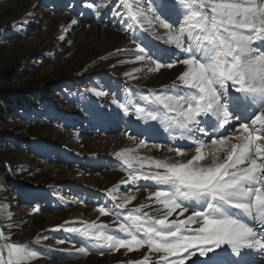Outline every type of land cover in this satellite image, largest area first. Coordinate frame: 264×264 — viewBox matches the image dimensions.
<instances>
[{"label": "rangeland", "instance_id": "rangeland-1", "mask_svg": "<svg viewBox=\"0 0 264 264\" xmlns=\"http://www.w3.org/2000/svg\"><path fill=\"white\" fill-rule=\"evenodd\" d=\"M122 2L125 7L121 6ZM138 2L0 0V72L11 70L8 80H0V88H7V93H12L9 95L12 100L22 101L18 105L8 104L7 117L0 119V134L4 136L0 140V168L3 172L0 175V231L8 235L10 241L30 243L43 253L30 264H78L104 257L117 259L107 264H123L138 251L125 254V249L104 250V255L89 251L83 257L78 254L69 256L57 249H72L74 252L76 247L82 246L85 238L63 229L53 230L65 221L71 222L66 227L80 229L85 223L95 222L109 225V234L115 232L123 236L119 233L117 218L112 214L101 216L98 208L107 206L127 215L139 206H135L133 201L127 203L124 209L115 206L129 195L149 196L150 192L157 190L156 182L139 179L135 185L121 184L114 193L116 200L108 195L109 189L127 180L129 173L163 169L149 168L147 163L143 169H128L116 156L120 150L115 144L124 139L135 147L143 140L146 146L132 152V155L141 158L140 153L148 147L156 155L165 151L168 156L176 155L175 151H168L169 148L179 147L173 142L168 145V139L163 136L169 135V132L159 121L137 119L132 106H129V114L125 115L123 109L112 103L114 97L118 98V102L129 97L135 103L139 97L150 93L173 94L165 93L164 89L171 88L174 82L179 83L177 76L169 84L147 85L152 75L171 73L183 66L180 64L158 72L149 71L148 62H141L143 68L140 72L129 69L140 63L132 54L136 51L132 41L137 37V43L168 48L171 53L184 58L175 45L170 46L156 39V35H164L165 29L154 25L145 32L143 29L149 27L146 23L142 28L128 18L126 7L135 8ZM148 3L149 0H143L145 8ZM115 12L120 15H114ZM73 19L78 21L76 25H71ZM129 24L133 27L129 28ZM60 36L65 39L61 40ZM115 37L125 41V45L119 48L121 51H104V47L110 46ZM125 72L132 74L125 76ZM28 86L30 90L21 93ZM91 89L105 94L96 95ZM136 106H143V102ZM159 107L163 110L162 105ZM12 110L13 113L18 112V118L11 117ZM168 115L175 116L176 113ZM232 122L233 127L227 135L232 136L233 141L234 131L240 122L238 119ZM172 132L177 133L173 137H179V130ZM151 135L161 137L162 141L152 139V144ZM176 142L179 143V140L174 139ZM205 146L213 148L211 139L206 141ZM181 151L189 153L191 148ZM110 175L121 180L104 186L105 177ZM150 201L157 205L154 198ZM36 208L40 211L33 213ZM143 212L146 210L143 209ZM148 213L160 218L165 212ZM168 219L176 218L172 214ZM119 222H123L122 218ZM58 240L64 243L58 244ZM142 249L149 252L146 247ZM149 254L152 261L162 255ZM206 258L193 257L200 260Z\"/></svg>", "mask_w": 264, "mask_h": 264}, {"label": "snow or ice", "instance_id": "snow-or-ice-1", "mask_svg": "<svg viewBox=\"0 0 264 264\" xmlns=\"http://www.w3.org/2000/svg\"><path fill=\"white\" fill-rule=\"evenodd\" d=\"M121 6L125 7L123 2ZM126 12L133 23L142 28L145 23L149 26L143 29L145 32L154 25L165 29V34L156 35V39L175 45L184 56L181 59L168 48L137 43V37L132 41L135 60L148 62V70L152 72L172 69L177 64L183 65L184 70L177 77L179 83L164 89L165 93L173 94L150 93L135 103L129 97L123 102L114 97L112 103L123 109L125 115L132 106L137 119L159 121L169 132V139H176L171 132L179 130V139L191 140L195 145V155L186 162L169 163L134 156L132 149L117 152L116 156L128 169H143L147 163L149 168L163 171L129 173L127 180L109 189L112 200H116L114 193L121 184L152 180L157 190L149 193V199L154 198L166 212L160 218L150 216L143 212L146 205L142 203L122 215L114 208L101 206L99 214L116 217L119 233L124 235L109 234L110 226L106 224L85 223L80 229L66 227L71 222L65 221L53 230L63 229L85 239L74 252L57 251L83 257L89 251L104 255V250L125 249L127 254L146 247L149 252L162 255L152 261L144 254L123 264H189V261L191 264H250L245 250L264 251V50L259 45L253 46L255 42L264 43V0H149L146 8L143 0H139L135 8L126 7ZM77 23L76 19L71 21V25ZM140 71L141 68L132 69V72ZM91 91L96 95L105 94L96 89ZM141 101L143 106H136ZM172 112L176 115L169 116ZM233 119L241 121L236 130L240 135L235 136L239 143L231 142L232 136L220 131L230 126ZM205 138L211 139L213 146L207 154L202 152ZM141 146H146L143 140L137 148ZM168 151L185 155L179 147ZM206 155L211 156L210 163L200 164ZM135 199L129 195L115 207L124 209ZM177 209L181 215L192 209L191 215L186 220H169ZM39 211L33 209V213ZM161 211L154 209L155 213ZM243 216L255 220L256 227L245 222ZM121 218L123 222H119ZM193 224L199 227L192 228ZM40 255L43 253L30 243L12 242L0 231V264H30Z\"/></svg>", "mask_w": 264, "mask_h": 264}, {"label": "bare ground", "instance_id": "bare-ground-1", "mask_svg": "<svg viewBox=\"0 0 264 264\" xmlns=\"http://www.w3.org/2000/svg\"><path fill=\"white\" fill-rule=\"evenodd\" d=\"M260 43L261 42H259L257 45H259L261 47ZM123 44L125 45V41L122 38L115 37L112 40L110 46H105L104 47V51H110V50L119 49V48H121V46ZM261 44H263V43H261ZM170 46H174V45H170ZM133 68H141L142 69L143 68V64H141V62L140 63H136L134 66L130 67L129 69L132 70ZM182 70H184V66H182L181 68H178V69L174 70L171 73L163 72V73H159V74H154V76L152 75L150 77L151 81L147 82V85L148 86H151V87H156L157 85L160 86L162 84L163 85L169 84L170 82H172L182 72ZM247 122H250V121H247ZM231 126H232V123H231L230 127ZM258 126L259 125H257L256 127H258ZM228 130H226L225 133H227ZM236 130L237 129H235V131H234V135L235 136H239L240 133L237 132ZM171 134H172V136H174L177 133L176 132H172ZM178 134L180 136V132ZM151 137H153L152 139L154 141H158L159 139H161V137L159 138L158 136H154V135H151ZM163 137L165 139H168L167 142H168V145L169 146H171V142H173V144H175L176 146H179V147H182V148H191V151L189 153H185L184 156H178L177 153H176V155H170V156H168V155H166L165 151H163L160 155H156V154H154L151 151V147H148L149 149H145V151H142V153H140L142 155V157H144V156L155 157L157 159H163L162 161H166V162H169V163H173V162H176V161L186 162L188 159H191V157L193 155H195V151H194L195 145L193 144V142L191 140H181L178 137V138H176V140L178 139L179 140V143H177V142L174 143V139H169L168 133L165 134ZM205 141H207V138H205ZM232 142L233 143H239V141H237L236 139L233 140ZM131 144L132 143H129V141H126V140L122 139L121 142L115 144L116 145L115 147H116V149H119L120 152H123L125 149H132L133 150L132 152H134L135 149H137V146L133 147ZM211 150L212 149H208L205 146L202 149V152L207 154ZM210 161H211V156L210 155H206V159L204 161H200L199 163L202 164V165H206V164L210 163ZM119 180H121L119 177H117V179H116V177H112L110 175L107 178L105 177L104 182H103V185L104 186H107V185L115 184ZM134 196L136 197L135 200H132L133 203H134V205L135 206H139L142 203L145 204L146 207L144 209L146 210V212L154 211V209H157V208L162 209L161 212H166V210H163V206L162 205H159V204H157V205L151 204V201L149 199V196H147L146 194H138V195H134ZM197 210H200V209H197ZM191 211H192V209H190L188 212L183 213V215H181V210L180 209H177V211L174 212L173 214L175 215V218L176 219L186 220L191 215ZM233 211H237V210H233ZM237 214H239V213H237ZM250 223L251 224H254V227H256L257 222L255 220H253L252 218L250 220ZM191 227L192 228H196V227H199V225L198 224H193ZM245 252L249 253V255L252 256V255H256L257 252H258V250H245ZM144 254H147L150 257V254H149V252H147V250L141 249V250H138L137 252L133 253L132 255H130L129 256V259H133V260L134 259H140V258H142V256ZM113 256L116 257L115 255H113ZM202 258H204V257H202ZM115 259L116 258H111V257L92 258V259H90V260H88L86 262H81V263H78V264H107L108 262L113 263L114 261L117 260V259L116 260ZM206 259H203V260H206Z\"/></svg>", "mask_w": 264, "mask_h": 264}, {"label": "trees", "instance_id": "trees-1", "mask_svg": "<svg viewBox=\"0 0 264 264\" xmlns=\"http://www.w3.org/2000/svg\"><path fill=\"white\" fill-rule=\"evenodd\" d=\"M11 73V70H7V71H4V72H0V80L1 79H6L8 80L9 79V75ZM7 88L6 89H1L0 88V119L4 118V117H7V113H8V104L10 103H15L18 105L19 102H22L20 100H12V98H9V92L7 93ZM25 90H30V86H28L26 89L22 90L21 93H24ZM6 91V92H5ZM19 99V98H18ZM21 99V98H20ZM10 107H13V105H11ZM11 117L12 115H14V117H17L19 116L18 112H14L13 113V110L12 112L10 113ZM4 139V136L3 134L1 135L0 134V140ZM2 169L0 168V175L2 174Z\"/></svg>", "mask_w": 264, "mask_h": 264}]
</instances>
